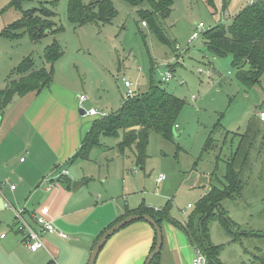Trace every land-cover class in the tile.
I'll return each mask as SVG.
<instances>
[{"label":"rangeland","instance_id":"374dc122","mask_svg":"<svg viewBox=\"0 0 264 264\" xmlns=\"http://www.w3.org/2000/svg\"><path fill=\"white\" fill-rule=\"evenodd\" d=\"M81 1L87 5L92 0ZM252 1L232 0L222 11L224 0H214L215 9L204 0H174L170 15L161 20V29L177 45L174 52L160 44L140 21L138 11L146 9L144 3L131 6L124 0H112L116 14L109 22L77 26L67 15L69 0H19L18 9L10 6V0H0V32L23 12L41 7L54 15L50 30L60 28L37 41L28 34L11 39L0 36V89L16 77L15 68L27 57L34 69L47 68L43 54L47 46L56 43L62 55L54 64L53 84L74 99L78 113L81 95L85 97L84 110L95 108L97 116L86 118V125L120 110L126 99L123 77L138 93L147 92L150 84L157 82L182 101L174 137L165 140L151 133L142 166L136 165L134 149L118 153L120 138L101 136V146L91 150L88 162L76 161L68 167L78 175L85 169L94 170L89 183L71 192L73 203L89 206L87 200L101 194L104 205L124 208L120 195L125 187L130 197L140 199L139 204L155 210L168 204L171 217L182 221L194 213L202 193L214 185L222 189L226 158L248 123L258 121V112H264V71L257 85L245 86L237 79L230 55L214 57L201 36L191 44L188 41L199 23L204 25L202 33L216 24H229L241 7ZM166 72L172 78L162 83ZM258 126L259 134L264 133V123L258 122ZM260 135L243 175L246 185L241 197L221 203L237 230L251 235L230 242L218 221L207 225L211 243L222 246L217 256L221 264H264V152L257 147ZM160 176L162 180L157 181ZM72 184L65 185L66 189L72 190ZM189 204L191 208H187Z\"/></svg>","mask_w":264,"mask_h":264},{"label":"crops","instance_id":"0c3cea01","mask_svg":"<svg viewBox=\"0 0 264 264\" xmlns=\"http://www.w3.org/2000/svg\"><path fill=\"white\" fill-rule=\"evenodd\" d=\"M64 91L52 81L41 91L15 97L0 110V264H88L95 243L110 224L122 218L125 209L133 211L140 205V199L130 197L125 187L120 195L124 208L104 205L101 194H94L95 202L87 200L89 206L73 203V191L65 185L80 182L79 190L94 175V170L85 169L78 175L68 167L90 160L74 157L91 126V122L84 123L88 118L84 114L95 108L84 110L81 104L78 113L74 99ZM60 168L68 171L65 178L54 175ZM5 201L13 209H23L27 222L31 213L44 216L67 237L44 235L47 250L30 252L17 231L13 210L4 207ZM160 229L162 247L155 264H192L196 252L186 236L170 222H162ZM154 241L155 233L148 223H129L108 238L94 264H145Z\"/></svg>","mask_w":264,"mask_h":264},{"label":"trees","instance_id":"16d2710c","mask_svg":"<svg viewBox=\"0 0 264 264\" xmlns=\"http://www.w3.org/2000/svg\"><path fill=\"white\" fill-rule=\"evenodd\" d=\"M18 1L10 0V6L18 9ZM124 1L131 6H140L144 3L146 9L138 11L140 21L145 23L160 44L176 51L177 45L161 29V20L170 15L174 0ZM204 1L209 8L215 9L214 0ZM231 1L224 0L222 11ZM238 12L229 24H216L200 36L207 51L214 57L231 56L232 66L241 84L257 85L264 71V0H255L243 5ZM115 14L112 0H92L87 5L81 0H69L67 7V15L71 23L77 26L87 23H107L115 17ZM53 16V13L44 7L27 10L19 20L2 29L0 36L11 39L28 34L32 40L37 41L42 36L56 33L60 29L58 27L57 30H50L54 25L51 24ZM61 55V48L54 43L47 46L43 54L44 61L48 64L47 68L34 69L30 57L23 60L14 70L17 78H10L6 87L0 89V110L8 106L15 97H22L28 92L41 91L50 85L53 81L54 64ZM157 84L152 82L147 92H136L134 97L125 99L117 112L94 119L74 159L88 160L91 150L101 146L100 137L107 136L121 139L117 144V151L122 155L127 149H134L136 165L142 166L147 158L146 150L151 133L165 140H171L183 105L182 101L162 90ZM257 119L258 121L251 120L248 123L245 132L240 135L236 148L232 150L229 158H226L223 176L225 183L216 180L221 183L222 189L214 185L205 192L195 204L192 215L178 221L171 217L168 204L160 210H155L141 203L136 210L125 209L123 217L110 226L127 216L138 214L149 215L159 227L164 221L170 222L186 236L194 251L206 258V264H221L217 256L222 246L211 243L207 225L211 221H218L230 242L240 240L238 238L240 236L251 235L249 232L245 234L237 230L239 228L235 227L222 211L221 203L224 200H236L241 197L246 185L243 175L249 166L251 149L260 134L257 147L260 149L259 152H264V133L259 134L261 130L258 128V122L261 121L258 116ZM211 140L212 138H209L208 142ZM218 157H216L217 161ZM61 177L65 178L64 175ZM158 255L151 264H155Z\"/></svg>","mask_w":264,"mask_h":264},{"label":"built area","instance_id":"2783aa9c","mask_svg":"<svg viewBox=\"0 0 264 264\" xmlns=\"http://www.w3.org/2000/svg\"><path fill=\"white\" fill-rule=\"evenodd\" d=\"M204 25L202 23H199L197 25V31L193 33V35L190 37L188 44L193 43L197 38L200 37L202 34V30ZM178 49V48H177ZM202 72V70H199ZM172 78V75L170 72L165 73V77L162 79V82L169 81ZM123 88L125 91V97L126 99L134 97L136 91L133 89V84L131 81H128L124 77L121 79ZM79 104L83 103L85 101L84 96H79L78 98ZM97 111L95 109H89V111L85 112V116H97ZM258 118L260 119L261 122H264V112H258ZM20 162L24 161V158H20ZM68 171L64 170L63 168H60L59 170H56L54 172V175L61 176V175H67ZM162 180V176L158 179V181ZM12 190H15V186H11ZM5 208H9L13 210L14 217H16L17 221V231L22 234L23 242L25 247L30 252H36L40 249L47 250L46 247L44 246V241L43 237L44 235L47 234H52V235H57L59 238H66V234L64 232H59L55 229V227L52 225V223L45 218L44 216H40L34 213H31L30 217V222L33 223L30 224V222H27V220L23 217L24 210L23 209H13V207L9 204V202L5 201L4 204ZM187 208H191V205H187ZM3 237V236H2ZM207 260L204 258V256L199 253H196L194 256V259L192 261V264H206Z\"/></svg>","mask_w":264,"mask_h":264},{"label":"water","instance_id":"95a60500","mask_svg":"<svg viewBox=\"0 0 264 264\" xmlns=\"http://www.w3.org/2000/svg\"><path fill=\"white\" fill-rule=\"evenodd\" d=\"M79 182L73 183V188L72 191L75 192L76 189H78L79 186ZM138 220H143L146 223H148L151 228L154 230L155 233V242H154V249L152 250V252L149 254V256L147 257V261L145 264H151L155 258V256L157 254H159L160 249L162 247V232L160 227L157 225V223L155 222V220H153L149 215L146 214H138V215H131L128 216L126 218H124L122 221L112 225L111 227H109L107 229V231L97 240V242L94 245L93 251L88 259V264H94L95 263V259L98 255V253L100 252V250L102 249V247L104 246V244L106 243V241L108 240L109 237H111L112 235H114L116 232H118L120 229L123 228V226L138 221Z\"/></svg>","mask_w":264,"mask_h":264}]
</instances>
